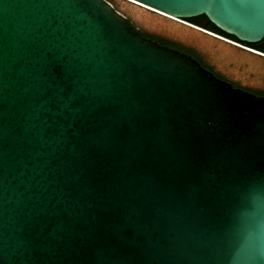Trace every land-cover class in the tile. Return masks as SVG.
<instances>
[{
  "label": "water",
  "instance_id": "water-1",
  "mask_svg": "<svg viewBox=\"0 0 264 264\" xmlns=\"http://www.w3.org/2000/svg\"><path fill=\"white\" fill-rule=\"evenodd\" d=\"M0 0V264H264V0ZM233 82L237 83L234 85Z\"/></svg>",
  "mask_w": 264,
  "mask_h": 264
},
{
  "label": "trees",
  "instance_id": "trees-1",
  "mask_svg": "<svg viewBox=\"0 0 264 264\" xmlns=\"http://www.w3.org/2000/svg\"><path fill=\"white\" fill-rule=\"evenodd\" d=\"M185 20L189 21L191 23H195L197 25H200V26H202V27H204V28H206V29H208L210 31H213L215 33L223 35V36H225L227 38H230V39L235 38L234 40L238 39L233 34L227 33L225 31H223L222 29H220L219 27H217L214 23H212L207 18V16L205 14H199V15H196V16L187 17V18H185ZM158 40L163 42V43H167V44H169L171 46L177 47V48H179L182 51H186L187 53H189L192 56H194L195 58H197L201 62V64H203L205 67L211 69L217 75H219L221 77H224L221 73H219L211 65H209L206 62V60L204 59V57L198 51H196L195 49H193L191 47H188V46H185V45H182L179 42L166 39V38H162V39L160 38ZM237 41H239V40H237ZM247 43H250V44L254 45L256 47L255 49H258L260 51H264V38H261L260 41H257V42H247ZM233 84L237 85V83H235V82H233ZM256 93L257 94H264V90H256Z\"/></svg>",
  "mask_w": 264,
  "mask_h": 264
},
{
  "label": "flooded vegetation",
  "instance_id": "flooded-vegetation-1",
  "mask_svg": "<svg viewBox=\"0 0 264 264\" xmlns=\"http://www.w3.org/2000/svg\"><path fill=\"white\" fill-rule=\"evenodd\" d=\"M106 1H108L111 5H112V7L116 10V11H118V12H120L121 14H123L128 20H129V22L132 24V26L133 27H137L138 29H140V31H141V33L143 34V35H146V36H150V37H152V38H156V39H162V38H164V37H162V36H160V35H158V34H155L154 32H150V31H148L147 29H145V28H143L142 26H139L127 13H126V11L125 10H123V9H121V5H122V2H121V0H106ZM205 22V21H204ZM237 38V37H236ZM167 39V38H166ZM233 39H235V38H233ZM237 40H239V41H241L242 43H244V44H246V45H249V46H251V47H253V48H256L254 45H252V44H250V43H247V41H243V40H240V39H237ZM258 41H260V40H258ZM255 42H257V41H255Z\"/></svg>",
  "mask_w": 264,
  "mask_h": 264
},
{
  "label": "built area",
  "instance_id": "built-area-1",
  "mask_svg": "<svg viewBox=\"0 0 264 264\" xmlns=\"http://www.w3.org/2000/svg\"><path fill=\"white\" fill-rule=\"evenodd\" d=\"M182 20L185 21V22H187V23L193 24V23H191V22H189V21H186V20H184V19H182ZM208 31H210V30H208ZM210 32L213 33V34H215V35H218L219 37H222V38H224V39H226V40H228V41H230V42H232V43H234V44H236V45H238V46H241V47L246 48V49H248V50H251V51H254V52H258V53L264 55V51H260V50H258V49H255V48H253V47H251V46H249V45H246V44L242 43L241 41H237V40H234V39L227 38V37H225V36H223V35H220V34H218V33L213 32V31H210Z\"/></svg>",
  "mask_w": 264,
  "mask_h": 264
}]
</instances>
